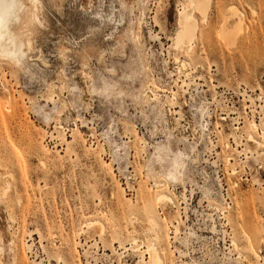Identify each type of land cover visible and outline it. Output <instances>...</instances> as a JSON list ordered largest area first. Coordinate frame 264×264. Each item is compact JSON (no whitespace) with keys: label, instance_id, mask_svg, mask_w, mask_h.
Segmentation results:
<instances>
[{"label":"rangeland","instance_id":"1","mask_svg":"<svg viewBox=\"0 0 264 264\" xmlns=\"http://www.w3.org/2000/svg\"><path fill=\"white\" fill-rule=\"evenodd\" d=\"M184 8L192 50L174 46ZM23 13V64L0 62V264H143L150 246L163 264H264V0Z\"/></svg>","mask_w":264,"mask_h":264},{"label":"bare ground","instance_id":"2","mask_svg":"<svg viewBox=\"0 0 264 264\" xmlns=\"http://www.w3.org/2000/svg\"><path fill=\"white\" fill-rule=\"evenodd\" d=\"M188 4H189L190 7H192V9L193 8L199 9L201 11L202 15L204 17L206 16V11H207V8H208V0H188ZM231 9H233V8H231ZM179 11H180V13H179V28H178V30L176 32V35H175V38H174V46L179 49V48H181L183 45H185L187 43L188 44V47H189V50H192V45L193 44H191V43L193 42L192 40L194 38H196L195 36H196L197 28H198V22L193 17L191 11L188 10L187 8H184L182 11L181 10H179ZM231 12H234V11H231ZM232 16H234V15H232ZM225 20H226V18H225ZM227 20H228V18H227ZM240 20H241L240 18L237 19L236 24H234L231 28H228L226 26V23H225L224 26H223V28H222L223 31H220V33L221 32L222 33L224 32L225 34H229L232 30L237 29V28L239 29V26L241 24V21ZM222 33H221V35H222ZM223 35H222V37H223ZM185 63L186 62H184V60H183L181 62L182 66H184ZM135 72H137V71H135ZM116 93L117 94L118 93L120 94L121 93V90H118ZM149 97H151V99H153V100H158V97H157L156 93H154V92L152 93V96H149ZM247 138H248V141L251 144H254V146L258 147V146L261 145V142L257 138H255L254 135L248 134V137ZM169 151H171V150L169 149L168 146H166V145H160V146H156L155 153L154 154H155V156L157 158L163 159V158L168 157ZM256 153H258L257 150H256ZM173 161H174V165L171 166L172 170H169V176L176 179V178H179L180 175L182 174L183 166L177 161V159L175 157L173 158ZM4 190L6 191L7 188L4 189ZM4 190L2 192H4ZM157 199H158L159 202L164 201V200L171 201L170 197H168L164 193L159 194V196H158ZM93 223H96V222L93 220ZM93 223H90V224L92 225ZM148 224L149 225H156L157 223L155 222L154 218H149L148 219ZM99 225L101 226V224H99ZM233 244L236 246V244H235L234 241H233ZM135 246L137 247L138 245L137 244H134L131 247H135ZM148 250L151 253V255H150V257H151L150 262L147 263L146 261H144L142 259L143 264H163V262L161 260V257L157 253V250L155 249V247L150 246V248H148ZM13 257H14V255H13ZM248 264H256V263H254L253 261H249Z\"/></svg>","mask_w":264,"mask_h":264},{"label":"clouds","instance_id":"3","mask_svg":"<svg viewBox=\"0 0 264 264\" xmlns=\"http://www.w3.org/2000/svg\"><path fill=\"white\" fill-rule=\"evenodd\" d=\"M24 0H0V62L23 64L22 37L17 31L24 18Z\"/></svg>","mask_w":264,"mask_h":264}]
</instances>
